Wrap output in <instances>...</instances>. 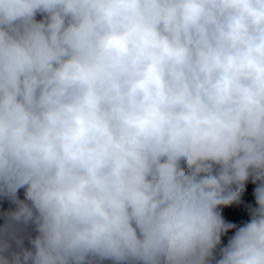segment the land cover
Masks as SVG:
<instances>
[{
  "label": "clouds",
  "instance_id": "9594fccd",
  "mask_svg": "<svg viewBox=\"0 0 264 264\" xmlns=\"http://www.w3.org/2000/svg\"><path fill=\"white\" fill-rule=\"evenodd\" d=\"M0 264H264V0H0Z\"/></svg>",
  "mask_w": 264,
  "mask_h": 264
}]
</instances>
